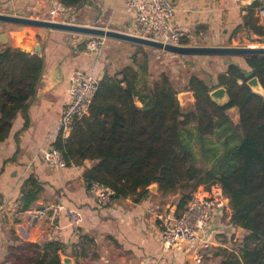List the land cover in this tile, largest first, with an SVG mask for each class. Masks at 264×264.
<instances>
[{
  "label": "trees",
  "instance_id": "16d2710c",
  "mask_svg": "<svg viewBox=\"0 0 264 264\" xmlns=\"http://www.w3.org/2000/svg\"><path fill=\"white\" fill-rule=\"evenodd\" d=\"M57 1L77 11L88 0ZM247 25L264 43V26L251 19ZM129 45L137 50L129 63L114 74L105 70L88 115L74 123L66 142L58 137L53 147L62 151L67 165L94 162L86 169L87 184L96 181L107 186L114 193L111 199L145 194L156 184L162 195L180 190L178 209H183L197 187L218 184L229 199L230 225L247 232L225 249L219 264H264V97L252 93L244 78L251 71L264 89V57L241 58L237 66L230 61L211 74L199 67L198 60L207 56L163 53L176 57L190 71L178 88L166 73L154 77L149 71L148 48ZM43 68L42 56L0 45V144L13 120L35 97ZM219 87L225 88L229 99L224 106L209 97ZM181 92L193 94L190 110L181 109L177 100ZM232 107L237 108V125L227 114ZM210 137L221 139L225 150L206 147ZM237 138L239 144L229 146ZM192 143L200 149L202 165ZM205 163L210 167L203 170ZM61 248L55 241L22 244L12 248L11 264H61Z\"/></svg>",
  "mask_w": 264,
  "mask_h": 264
},
{
  "label": "crops",
  "instance_id": "0c3cea01",
  "mask_svg": "<svg viewBox=\"0 0 264 264\" xmlns=\"http://www.w3.org/2000/svg\"><path fill=\"white\" fill-rule=\"evenodd\" d=\"M261 1L170 0L174 12L169 22L186 34L185 41L191 46H229L235 39L245 43L249 36L256 37L247 22L251 19L261 26L256 15ZM61 9L65 14H57L56 19L63 22L128 34L137 31L125 0H88L77 11L65 9L57 0H0V14L29 19L44 20L50 11ZM236 29L239 31L234 34ZM0 31L9 46L38 45L44 59L35 97L13 120L7 139L0 144V264H11L13 247L44 241L59 243L60 257L69 259L70 264H194L182 251L164 253L161 248L158 217L182 211L178 209L180 190L162 195L156 185L145 194L111 199L107 207L100 208L87 195L86 169L94 162L79 165L71 161L65 168L55 169L42 160V151L53 147L59 137L69 76L82 72L100 79L107 65L102 51L98 55L85 53V36L74 33L5 23H0ZM182 97L193 103L192 93ZM136 105L141 107L139 102ZM31 197L33 202L28 201ZM54 204L80 215L78 235L64 214L44 217L29 226L28 210ZM230 215L227 206L209 226V249L201 264H219L225 249L247 234L242 231L238 237V228L229 223Z\"/></svg>",
  "mask_w": 264,
  "mask_h": 264
},
{
  "label": "built area",
  "instance_id": "2783aa9c",
  "mask_svg": "<svg viewBox=\"0 0 264 264\" xmlns=\"http://www.w3.org/2000/svg\"><path fill=\"white\" fill-rule=\"evenodd\" d=\"M126 9L135 19L137 31L132 35L140 36L163 44L176 46H191L185 43L186 34L177 26L169 22L174 9L170 0H125ZM64 15V9L49 12L51 21L63 22L56 19V15ZM256 15L261 26H264V0L256 9ZM202 35L203 40H207ZM105 39L87 36L83 50L91 55H98L104 45ZM1 45V43H0ZM195 46V45H194ZM99 77L90 73L74 72L68 78V101L64 106L59 121L58 134L63 142L71 135L74 123L88 115V109L95 95ZM44 163L55 169L67 166L62 151L51 147L41 153ZM113 191L107 186L92 181L87 186V195L94 205L105 208L113 196ZM226 197L222 194L218 184L208 188L197 187L185 207L179 214L164 213L158 217L161 248L164 253L182 251L190 256L194 264H201L205 251L209 249V226L215 217L227 209ZM3 207L0 204V218ZM61 214L66 217L69 226L75 235L79 234L80 215L65 209L60 204L47 208L30 209L27 211L29 226L41 221L44 217L58 218ZM198 234H201L199 237Z\"/></svg>",
  "mask_w": 264,
  "mask_h": 264
},
{
  "label": "water",
  "instance_id": "95a60500",
  "mask_svg": "<svg viewBox=\"0 0 264 264\" xmlns=\"http://www.w3.org/2000/svg\"><path fill=\"white\" fill-rule=\"evenodd\" d=\"M71 11V9H68ZM0 23L21 25L27 27H37L47 31H63L68 33H74L82 36H94L101 37L108 40H116L124 42L127 44H132L140 46L143 48H148L156 51H161L164 53L180 55L183 57L188 56H215V57H231V58H248V57H264V47L259 48H250V47H227V46H176L170 44H163L158 41H153L146 39L140 36L103 29L99 27L92 26H82L64 22H54L50 20H37L29 19L25 17H17L11 15L0 14ZM261 39V38H260ZM0 43L4 45L7 43V39L4 33H0ZM20 48L28 53L40 54V49L38 45H35L32 42L24 43ZM230 64L237 66L238 64L235 61H231ZM246 79V86L251 90L252 93L264 97V89L259 83L258 79L253 75V73L247 72L244 75ZM188 95L189 92H184L181 96ZM209 97L217 105L224 106L228 103L229 99L226 93L225 88L219 87L209 93ZM230 111H237L236 107L230 108L227 113ZM91 161L85 160L84 164L88 165ZM90 169V167H87ZM156 188V184L151 185L148 189L152 190ZM225 203L229 204V199H225ZM245 231L238 228V237H240L241 232ZM200 237L201 234H198ZM61 264H70V260L62 257Z\"/></svg>",
  "mask_w": 264,
  "mask_h": 264
},
{
  "label": "rangeland",
  "instance_id": "374dc122",
  "mask_svg": "<svg viewBox=\"0 0 264 264\" xmlns=\"http://www.w3.org/2000/svg\"><path fill=\"white\" fill-rule=\"evenodd\" d=\"M44 20H50V17L48 16ZM64 23H67V22L64 21ZM82 26H91V25H82ZM92 27H95V26H92ZM86 37L87 36L83 37L84 40L86 39ZM246 41L247 42L244 43V41H242L241 39H235L234 43L230 44L227 47H250V48L264 47V43H262L261 39L258 37L249 36L248 38H246ZM243 43L244 45H242ZM144 49H147V48H144ZM101 51H102L101 53H103L104 57L106 58L108 62L106 66L107 72H109L110 74H114V72H117L118 70H120L123 67V65L129 63V57L132 56L134 53H136L137 50L131 47L129 44L118 43V42L109 41L108 39H105V42H104V45ZM146 51H147V58H148L147 66H148L149 71L153 74L154 77L164 72L170 76L173 83L178 88H180L186 82V80L188 79L190 75V71L188 68L183 67L181 65L182 62L179 59L171 55L165 56L163 54L164 52H161V51H156L152 49H149ZM137 58L139 62H142L143 56L141 54H138ZM198 61L201 62L199 67H203L205 71L211 74H216L220 70H223L225 68L226 63L230 61H235L238 65L242 64L241 59H231V57L209 56L207 58L200 59ZM182 93L184 92H181L177 95V100L179 102V105L183 111L190 110L194 103V99L192 101L193 103L190 105L186 101V99H184V97L181 96ZM227 114L230 120L235 125H237L238 124L237 111H230ZM220 140H217L216 137H210V141L206 142V147H208L209 145H215V146L218 145V148H217L218 151L222 152L225 150V146L221 145L222 140L221 141ZM238 142H240V139L238 138L234 139L232 142L229 143V146L231 145V147L234 148L239 144ZM192 146L194 147L195 152L199 154L197 155V159L200 165H202L203 158H202V155H200L199 147L195 146V143H192ZM209 155L210 154H207V156ZM209 167H210V163H205V165L202 166V169L206 170ZM192 193L193 191L189 193V196H191ZM179 198L180 197L178 196V200ZM225 221L226 220H222L223 222L222 224H226ZM227 246L230 247L229 245Z\"/></svg>",
  "mask_w": 264,
  "mask_h": 264
}]
</instances>
